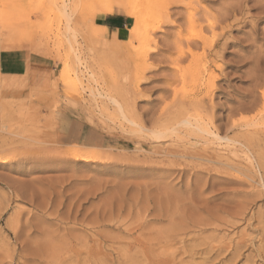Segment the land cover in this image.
<instances>
[{
  "label": "rangeland",
  "instance_id": "obj_1",
  "mask_svg": "<svg viewBox=\"0 0 264 264\" xmlns=\"http://www.w3.org/2000/svg\"><path fill=\"white\" fill-rule=\"evenodd\" d=\"M114 1L0 0V264H264V0Z\"/></svg>",
  "mask_w": 264,
  "mask_h": 264
},
{
  "label": "bare ground",
  "instance_id": "obj_2",
  "mask_svg": "<svg viewBox=\"0 0 264 264\" xmlns=\"http://www.w3.org/2000/svg\"><path fill=\"white\" fill-rule=\"evenodd\" d=\"M155 1V0H154ZM163 1V0H162ZM173 1V3L175 2V0H172ZM189 1V0H188ZM194 1V0H193ZM192 1V2H193ZM255 1V0H254ZM263 1V0H262ZM107 2V1H106ZM106 2H103V3H106ZM244 2V1H243ZM264 2V1H263ZM157 3V2H156ZM172 3V4H173ZM177 3V2H176ZM103 5V4H102ZM114 5H115V7H118L117 9H119V11H121V12H126V15L127 16H129L130 18H133L134 19V25H133V27H132V30H131V33L132 34H134L136 31H137V29L140 27V21L138 20V17L136 16V12H135V10L133 9V8H127L126 9V5L122 2V0H116V1H114V4L112 3V4H106L105 6H103V7H101V13H103V14H110L111 12H113L114 11V9H113V7H114ZM245 5V4H244ZM257 7V6H256ZM230 8V7H229ZM231 12H232V15L233 16H235V14H237V9H234V8H232V9H229ZM242 10H244V9H242ZM159 15L161 14V13H158ZM169 14V13H168ZM240 14V13H239ZM258 15H260V14H264V4H258V13H257ZM257 15V16H258ZM164 16V15H163ZM242 16V15H241ZM263 16V15H262ZM165 17H167L166 15H165ZM192 17V16H191ZM245 17V16H244ZM243 17V18H244ZM239 18V17H238ZM211 19V22L209 23V24H211V28H213L214 29V26H215V23L217 22L218 23V25H220L221 26V28H223V26L221 25V24H223V22H225V21H223V20H227V18L225 17V16H223L222 17V22L220 21V20H218V21H216V20H213L212 21V18H210ZM234 19H236V18H234ZM258 19H260L259 17H258ZM159 20V19H158ZM161 20V19H160ZM169 20H170V18H169ZM196 20H199V19H196ZM186 21V20H185ZM236 21V20H235ZM244 21H245V18H244ZM160 22V21H159ZM167 23V21H164V23ZM192 22H193V20H191V19H189L188 20V22H187V24H189V25H192ZM203 22V21H202ZM231 22V21H230ZM240 22V21H239ZM157 21H156V24L154 25V27H155V29L156 28H159V27H161L160 25H157ZM163 23V24H164ZM171 23V22H170ZM194 23V22H193ZM235 23V22H234ZM238 23V22H237ZM200 24V23H199ZM243 24V23H242ZM247 24V23H246ZM188 25V26H189ZM201 25V24H200ZM230 25V24H229ZM231 25H233L232 23H231ZM152 26V25H151ZM210 26V25H209ZM227 26H228V24H227ZM190 28H192L191 26H189ZM151 29H153V28H151ZM208 29H210V27L208 28ZM227 29V28H226ZM212 30V29H211ZM212 32V31H211ZM212 34V33H211ZM214 35V34H213ZM143 36V35H142ZM145 36V35H144ZM147 36V35H146ZM145 36V37H146ZM178 36V35H177ZM219 36V35H218ZM217 36V37H218ZM204 37V36H203ZM178 38V37H177ZM212 38H213V36H212ZM211 38V39H212ZM146 39V38H145ZM193 40V39H192ZM195 40V39H194ZM216 40H217V38H216ZM179 41V40H178ZM215 41V40H214ZM177 42V41H176ZM180 42H182V40L180 41ZM191 42V41H190ZM179 43V42H178ZM192 43V42H191ZM184 44H186V43H184ZM193 44H195V42H193ZM213 44H214V42H213ZM179 44H176V46L177 47H179L178 46ZM181 45V44H180ZM210 45H212V42H211V44ZM224 46L226 45V43H224L223 44ZM189 46H190V44H189ZM189 46H188V48H189ZM204 47V46H203ZM221 47V46H220ZM176 48V47H175ZM188 48H187V50H188ZM180 48H178L177 50H179ZM221 49V48H220ZM260 49V48H259ZM184 51V50H183ZM191 51V50H190ZM178 52H180V51H178ZM180 53H182V52H180ZM185 53V52H184ZM261 53V52H260ZM183 54V53H182ZM259 54V53H258ZM194 55V54H193ZM183 56V55H182ZM195 57V56H194ZM179 58H180V56H179ZM263 58V57H262ZM181 59V58H180ZM176 60H179L178 58L176 59ZM213 60V59H212ZM213 62V61H212ZM259 65V64H258ZM175 70V69H174ZM176 70L177 71H179L177 68H176ZM176 71V72H177ZM181 71V70H180ZM175 72V71H174ZM178 73V72H177ZM138 74V73H137ZM177 75V74H176ZM137 76V75H136ZM142 76V75H141ZM182 76H184V75H182ZM181 76V77H182ZM185 77V76H184ZM136 78V77H135ZM141 79V78H140ZM213 80V79H212ZM183 81H184V79H183ZM214 86H215V84H213ZM133 86V85H132ZM210 86H212V85H210ZM133 88V87H132ZM134 91H135V88H134ZM208 91H209V89H208ZM211 92V91H210ZM264 101V100H263ZM264 105V104H263ZM245 108V107H244ZM255 108V107H254ZM264 108V107H263ZM250 109V108H249ZM66 156H68V157H71V158H74V159H82V160H88V159H90V158H93L94 157V155H92V154H83L82 152H80V151H76V150H71V151H67V153H66ZM262 169H264V163L262 164ZM16 233V232H15ZM166 241V240H165ZM156 243V242H155ZM164 243V242H163ZM167 244V243H166ZM169 244V243H168ZM164 245H165V243H164ZM163 245V246H164ZM148 247V246H147ZM155 247V246H154ZM149 248V247H148ZM148 250H150V248L148 249ZM152 251V250H151ZM145 252V251H144ZM150 253V252H149Z\"/></svg>",
  "mask_w": 264,
  "mask_h": 264
},
{
  "label": "crops",
  "instance_id": "obj_3",
  "mask_svg": "<svg viewBox=\"0 0 264 264\" xmlns=\"http://www.w3.org/2000/svg\"><path fill=\"white\" fill-rule=\"evenodd\" d=\"M106 19H108L109 21H111L115 25H119L120 27H110V26H107L104 24H101V25L108 27V28H112V29H121L123 26V17L122 16L112 15V16H108ZM106 19H104V20H106ZM4 46H5V43H2L0 41V67L2 68V71H6V70L10 71V66H12V60H14V58H13L14 51L6 49ZM32 59H37V56L33 55V54H29V62L31 64H35V62L32 63V61H31ZM91 139H92V136H89V134L87 132L82 131L81 133L78 134V140L82 141L84 144H88L89 143L88 141Z\"/></svg>",
  "mask_w": 264,
  "mask_h": 264
},
{
  "label": "trees",
  "instance_id": "obj_4",
  "mask_svg": "<svg viewBox=\"0 0 264 264\" xmlns=\"http://www.w3.org/2000/svg\"><path fill=\"white\" fill-rule=\"evenodd\" d=\"M102 24L110 26V27H120L119 25H115L113 24L111 21H109L108 19L102 21Z\"/></svg>",
  "mask_w": 264,
  "mask_h": 264
}]
</instances>
